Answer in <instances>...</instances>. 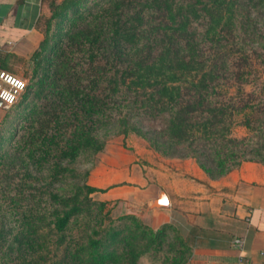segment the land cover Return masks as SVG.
<instances>
[{
  "label": "rangeland",
  "instance_id": "obj_1",
  "mask_svg": "<svg viewBox=\"0 0 264 264\" xmlns=\"http://www.w3.org/2000/svg\"><path fill=\"white\" fill-rule=\"evenodd\" d=\"M151 1L62 0L43 20L46 40L19 65L28 87L0 149V264H186L180 232L155 233L142 219L147 206L130 202L142 177L162 179L185 159L156 148L142 129L125 135L116 124L129 101L124 90L131 81L124 86L122 72L135 69L138 51L147 50ZM258 3L240 10L236 4L235 21L250 13L252 22L235 33L259 75L243 88L261 101L235 116L225 149L264 160V3ZM203 22L191 16L200 34ZM232 57L237 62L240 55ZM234 86L226 88L233 95ZM108 117L113 123L106 124ZM142 121L163 126L161 119Z\"/></svg>",
  "mask_w": 264,
  "mask_h": 264
},
{
  "label": "trees",
  "instance_id": "obj_2",
  "mask_svg": "<svg viewBox=\"0 0 264 264\" xmlns=\"http://www.w3.org/2000/svg\"><path fill=\"white\" fill-rule=\"evenodd\" d=\"M250 2L254 0L151 1L154 21L144 33L147 50H139L135 69L123 71L120 77L124 86L131 81L124 90L130 92L124 93L129 100L124 106L127 111L115 122L123 125V134L142 129L156 148L175 158H194L213 178L227 175L245 161L264 163L262 158L245 156V149L239 155L225 149L232 141L235 116L246 115L247 108L261 101L243 88L259 75L235 33L247 31L252 22L249 12L248 19L235 21L238 8L246 9ZM191 16L205 20L203 34L191 26ZM234 54L240 55L237 62ZM232 86L237 89L235 95L228 91ZM108 119L106 124L113 123ZM144 119H161L163 126L144 125Z\"/></svg>",
  "mask_w": 264,
  "mask_h": 264
},
{
  "label": "crops",
  "instance_id": "obj_3",
  "mask_svg": "<svg viewBox=\"0 0 264 264\" xmlns=\"http://www.w3.org/2000/svg\"><path fill=\"white\" fill-rule=\"evenodd\" d=\"M58 1L0 0V70L24 79L19 65L31 61L45 42L43 20ZM18 112L0 103V149ZM139 182L142 188L131 190V205L147 206L142 219L155 233L173 238L180 232L179 248L189 252L186 264H264V163L245 161L213 178L197 161L185 159L162 179L147 174ZM162 195L168 207L157 205Z\"/></svg>",
  "mask_w": 264,
  "mask_h": 264
},
{
  "label": "built area",
  "instance_id": "obj_4",
  "mask_svg": "<svg viewBox=\"0 0 264 264\" xmlns=\"http://www.w3.org/2000/svg\"><path fill=\"white\" fill-rule=\"evenodd\" d=\"M27 87V82L24 79L5 70H0V103L3 106L7 108L16 106L26 92ZM234 244L242 247L243 241L236 239ZM241 260L244 259L241 257Z\"/></svg>",
  "mask_w": 264,
  "mask_h": 264
},
{
  "label": "water",
  "instance_id": "obj_5",
  "mask_svg": "<svg viewBox=\"0 0 264 264\" xmlns=\"http://www.w3.org/2000/svg\"><path fill=\"white\" fill-rule=\"evenodd\" d=\"M157 205L159 207H168L169 206L168 197L166 195H162V197L158 201V204Z\"/></svg>",
  "mask_w": 264,
  "mask_h": 264
}]
</instances>
